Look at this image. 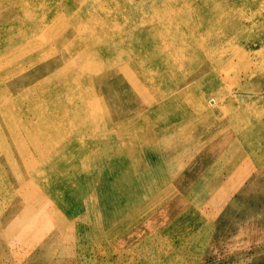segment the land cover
I'll list each match as a JSON object with an SVG mask.
<instances>
[{
    "label": "rangeland",
    "instance_id": "1",
    "mask_svg": "<svg viewBox=\"0 0 264 264\" xmlns=\"http://www.w3.org/2000/svg\"><path fill=\"white\" fill-rule=\"evenodd\" d=\"M122 1L24 0L26 13L0 0V264H264V123L218 127L208 104L264 120V43L212 53V68L186 71L201 73L193 91L179 70L203 39L242 46L264 0ZM130 73L138 84L122 81ZM195 97L228 137L181 118ZM252 156L259 168L239 163ZM89 196L92 216L76 207Z\"/></svg>",
    "mask_w": 264,
    "mask_h": 264
},
{
    "label": "bare ground",
    "instance_id": "2",
    "mask_svg": "<svg viewBox=\"0 0 264 264\" xmlns=\"http://www.w3.org/2000/svg\"><path fill=\"white\" fill-rule=\"evenodd\" d=\"M1 1H3V0H1ZM6 1L12 2L13 0H6ZM20 1L19 0H16V3L15 4L22 11H24L26 13H29V12L25 11L26 10V4L27 3L25 4L24 3V0H20ZM64 1L67 2V3H69V4L74 3V5H76V4L77 5H81L80 4V0H78V1L77 0H64ZM81 1H83V0H81ZM154 1L155 0L150 1V4H149V6H150V8L152 10H155V7H156V4H155ZM163 1H165V0H163ZM235 1H240V0H235ZM251 1L254 2L253 0H250V2ZM142 2H144V0H126V1L120 2L118 4V6H121V7H123L125 9L128 5H132V6L138 5L137 7L143 8L145 5L148 4V3H142ZM164 3L170 4L168 1L167 2H164ZM137 7H134L135 10L137 9ZM181 10H184V7H182ZM16 12L19 13L18 10H16ZM75 13H76V11H73L71 9V10H68L67 12H65V14H64L63 17H59L57 19L58 20L59 27L61 28L62 31H66V30L71 29L73 27V23H71L67 19V16L68 15L75 14ZM139 14L143 16L142 13H139ZM262 19H264V17H262L259 22H257V23H250V24H248V26H245V27H243L241 29L242 31H245V34H244L245 37L243 38V42L244 43H243L242 46L239 45L238 38H236V37L235 38H233V37L230 38L231 36H228L227 37V38H230V39H227L226 38L227 42H225V44L222 45V46L213 45V43L207 42L209 40H204V39L202 40L201 45L196 44L195 45V51L197 52V56H193L190 59V61H189V59H187V64H185V67L184 68H183L182 65H179V70L184 69V72H183L184 77L182 79V85L184 84L183 86H185V85L189 84L190 82H193L185 90L186 91H188V90L193 91L194 89H196V87L198 88L199 85H198L197 79H198V77L201 74V73L199 74V72H195L194 74L189 75V74L186 73V71H189L190 69H197V70L199 69L200 72H203L204 70L209 69L210 67L212 68L213 67L212 65H214V63H212V60H213L212 57L214 58L215 56H217V55H212V53H219V52L230 51L232 49H235L236 47H240L241 49H245L244 47H246V48H249L250 47L251 48L253 45H258L259 43H262L263 44L264 43V32L262 33L259 30V27H261L262 25H264V22L262 21ZM4 20L5 19L2 18V19H0V22L1 21H4ZM119 22H120V19H115V20H113L111 22L105 23L104 24V27H106V28H108V27H114ZM134 26L135 25L132 24L131 28L128 30V32H129V39L130 40H133V41L137 39L138 34H139V32L136 30V26L135 27ZM144 32L147 33V35H151L153 33L151 30H145ZM105 35L106 36L102 37V39H104V41H106L108 39V37H111L110 36L111 34H110L109 30H108V32L105 33ZM124 41H125V39H122V42H120V44L121 43L124 44ZM157 51H158V49H156V46H155V49L153 48V50H152V47H151V49L149 50V52H151L152 54L158 53ZM125 52L128 55H133L134 53H136V50L135 49H129L125 45ZM147 53H148V50H147ZM206 63H209L210 66L208 67V65ZM187 66H190V68H188ZM215 67H217V66L215 65ZM120 68L121 69H126V70L128 69V67H123V66H121ZM140 68H142V69L145 68V66H144L143 63H139V64L135 65V67H131V69H132L131 71H135V70L137 71ZM219 74H220L219 76L221 78V70L219 71ZM117 78H118V74L111 75V77H110V79L112 81H114L115 83H116V79ZM121 79H122L123 82L126 83V85L129 84V86L132 85V84L133 85L134 84H138L137 83V78H136V76L133 73H130L128 76L123 75ZM138 81H140V80H138ZM208 81H209V76L204 77V81L202 82L203 87H204V91H205V85L206 84L209 85ZM241 86H239V90L243 89V87H241ZM223 89H224L223 87H221L220 85H218L217 89L214 90V93L222 92ZM227 90H229V89H227ZM175 92H177V91L175 90ZM175 92H173V93H175ZM161 93H163V92H161ZM133 94H135V93H133ZM161 95H164V94H161ZM162 101L163 102H160V103L158 102V105L159 106H161V104H163V103L164 104L170 103V101H172V100H170V98L168 99V97H167L166 99H164ZM201 103L202 102L198 98H196V97L193 98V101H191V105L192 106L189 107L187 110H184L182 112V117L181 118L184 119V120L185 119H189V120L196 121L200 125V128L197 131H202L205 134L212 133L215 130V126L214 127H210L209 124H208L211 121L210 120V113L211 112L213 113V117L216 119L214 122H212V124L213 125H217L218 127L222 126V125H220V123H223L224 124L226 121L229 122L230 126L231 125H234V123L236 122L238 125L241 124V125H243L246 128H250L251 126H254L255 127L256 124H262V123H264V120L258 121V122L254 121L251 118V115H250V112L251 111L250 110H247V106H245V105H243V108L240 109V110L230 111V113H226V112L219 111L221 104L220 105L218 104L215 107V104H216V100L215 99L208 100V104L214 106V107L211 108V112H209V108L210 107L208 105L206 106L207 109L204 110L205 107L203 108V106H202ZM243 117H245V118H243ZM132 119L135 120L134 118H132ZM253 121H254V123H253ZM161 132L163 133V131H161ZM214 133H220L222 136H225V137L226 136L227 137L229 136L228 130L226 128H218L217 130H215ZM249 134H250V132H247L243 136L242 135L238 136V134H237V136L238 137H241V138H244V137H246ZM234 135H236V133H234ZM230 136H231V134H230ZM236 155L238 156V157L235 156L236 158H240V157H242L243 154L242 153H237ZM249 159L251 161H249V160H247V161L246 160H243V161H239V163L240 162H243V163L247 162L248 164L252 163V164L255 165L256 168H259V161L256 158V156H252V158H249ZM229 162H230V164L232 163L231 158L229 159ZM93 183L94 182L85 184L83 186L82 190H88L91 194L94 195L95 190H93L94 189V184ZM96 188L97 187H95V189ZM122 195H124V194L122 193ZM94 197H95V195H94ZM96 200L93 197L89 196V197H87L86 200H79L76 203V207L79 208V209H81L83 211L84 215H87V216L90 215V216H92V215H94V211H93V209H91V204L96 203ZM97 202L99 204L103 205L102 202H99V201H97ZM94 229L96 230V228H94ZM97 236H100V233L98 231H96V233H95V237H97ZM79 247L82 248V249H79L78 251H81L84 254L85 251H86V248L83 247L82 245H80ZM61 251H62V249H59L58 248V249H55L54 252L57 253V252H61ZM85 260L86 259H84V258L75 257V260H74V262H72V264H86V261ZM110 261H112V260L107 256L106 262L103 261V264H105V263L108 264V263H110ZM117 261H119V260L117 259ZM47 263L49 264V262H47Z\"/></svg>",
    "mask_w": 264,
    "mask_h": 264
}]
</instances>
